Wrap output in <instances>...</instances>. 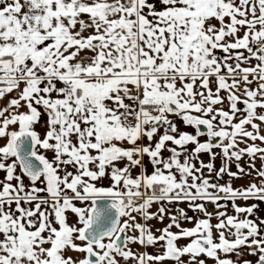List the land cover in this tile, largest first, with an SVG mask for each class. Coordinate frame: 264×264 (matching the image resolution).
<instances>
[{
  "label": "snow or ice",
  "instance_id": "obj_1",
  "mask_svg": "<svg viewBox=\"0 0 264 264\" xmlns=\"http://www.w3.org/2000/svg\"><path fill=\"white\" fill-rule=\"evenodd\" d=\"M0 173V264H264V0H0Z\"/></svg>",
  "mask_w": 264,
  "mask_h": 264
},
{
  "label": "crops",
  "instance_id": "obj_2",
  "mask_svg": "<svg viewBox=\"0 0 264 264\" xmlns=\"http://www.w3.org/2000/svg\"><path fill=\"white\" fill-rule=\"evenodd\" d=\"M186 130H188V131H192V129H186ZM257 143H259V142H257ZM189 147H192V146H189ZM241 147H243V145H241ZM215 151H219V149H216ZM202 159H204L205 161H207V159H208V157H207V155L205 154V155H203L202 157H201ZM247 157H245L244 159H242L241 161H240V164L242 165V166H244L245 168H247V163H246V161H247ZM260 161L259 160H257L256 161V166H257V168H259L260 167ZM216 165H217V167H219V165H220V160H219V158L216 160ZM231 170L232 171H236V168H235V165L233 164L232 165V168H231ZM3 176V173H0V177H2ZM229 178L227 177V176H225L224 177V180L223 181H221V182H224V181H227ZM250 181H251V178L250 177H248V176H245L243 179H238V180H234L232 183H233V186L235 187V186H241V185H248L249 183H250ZM253 202H255V203H258L259 204V208H258V210H257V217H264V203H260V202H257V201H248L247 203H253ZM238 203H240V204H244L245 202L244 201H238ZM183 206V205H182ZM208 207H209V209L211 210V211H215V208H214V206L213 205H208ZM156 208H157V205H153L152 206V211H155L156 210ZM229 212L231 213V208L229 207ZM190 215H193V213H189ZM168 221H167V219L165 220V223H167ZM216 221L215 220H213V223H215ZM153 225H154V227L155 228H160V227H163V225H161V224H159L157 221H155V220H153L152 222H151ZM185 226L186 227H191L192 225L191 224H185ZM173 231H175V229H173ZM181 243L182 244H185V243H187V241H185V240H181ZM149 249H151V252H156V249L155 248H149ZM209 264H212V262L211 261H209Z\"/></svg>",
  "mask_w": 264,
  "mask_h": 264
},
{
  "label": "rangeland",
  "instance_id": "obj_3",
  "mask_svg": "<svg viewBox=\"0 0 264 264\" xmlns=\"http://www.w3.org/2000/svg\"><path fill=\"white\" fill-rule=\"evenodd\" d=\"M179 243L182 244L181 241H180ZM148 251L151 252V249H148ZM245 258H246V259H252V260L255 259L254 257H245Z\"/></svg>",
  "mask_w": 264,
  "mask_h": 264
}]
</instances>
